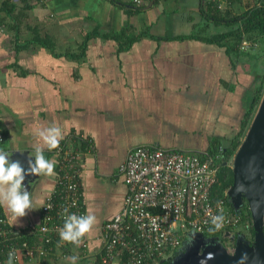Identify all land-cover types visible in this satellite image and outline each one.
I'll use <instances>...</instances> for the list:
<instances>
[{
  "label": "crops",
  "instance_id": "obj_1",
  "mask_svg": "<svg viewBox=\"0 0 264 264\" xmlns=\"http://www.w3.org/2000/svg\"><path fill=\"white\" fill-rule=\"evenodd\" d=\"M232 2L227 9L222 0H152L137 9L129 0H47L14 21L4 18L0 150L25 153L34 162L33 146L41 143L37 129L53 124L62 130L59 144L71 133L91 141L90 152L79 158V179L85 215H95L97 223L82 237L85 250L76 247L64 258L54 254L44 264H95L101 226L122 207L125 186L118 169L128 150L150 145L198 154L213 138L227 144L238 130L251 96L250 62L191 38L223 32V26L205 23L201 10L243 12ZM92 31L143 36L123 50L96 37L82 51ZM43 151L55 160L53 149ZM52 179L34 175L23 188L33 207L24 217L13 219L0 205L10 227L25 233L39 224Z\"/></svg>",
  "mask_w": 264,
  "mask_h": 264
},
{
  "label": "built area",
  "instance_id": "obj_2",
  "mask_svg": "<svg viewBox=\"0 0 264 264\" xmlns=\"http://www.w3.org/2000/svg\"><path fill=\"white\" fill-rule=\"evenodd\" d=\"M148 1L130 0L133 6L145 5ZM246 1L254 7L263 2L237 0L238 10L247 9ZM18 2L0 0V4ZM222 2L227 9L232 8V0ZM26 4L45 7L47 0H26ZM247 45L241 42L239 48ZM65 137V143L53 149L56 161L53 182L40 205L39 224L22 233L0 217V264H7L9 252L14 253L12 264H44L51 262L54 254L64 258L76 247L80 252L85 250L84 242L63 241L59 232L67 215H85L79 158L90 152L91 141L77 133ZM232 157H229L231 161L229 158L223 161L219 154L212 156L207 151L184 153L150 145L128 150L118 169L125 186L122 207L101 226L95 264H159L172 258L175 250L186 244L189 234L217 243L224 241L226 252L231 254L234 241L231 238L236 236L243 221L247 231L248 222L242 219L246 213L231 212L224 203H228L227 199L217 197L213 187L218 186L219 166L232 162ZM226 192L227 189L223 192L224 198ZM215 215L224 217L219 229L211 222ZM212 231L216 235L209 234Z\"/></svg>",
  "mask_w": 264,
  "mask_h": 264
},
{
  "label": "water",
  "instance_id": "obj_3",
  "mask_svg": "<svg viewBox=\"0 0 264 264\" xmlns=\"http://www.w3.org/2000/svg\"><path fill=\"white\" fill-rule=\"evenodd\" d=\"M9 153V161H19L25 171L29 160L33 162L25 153ZM33 176H25L23 188L27 187ZM226 197L233 212H237L238 206L245 202L252 224L251 242L231 238L234 239L233 250L228 254L212 239L204 241L202 236L193 234L183 252L175 255L168 264H264V89L233 154L231 184ZM198 247H201L200 253H197ZM208 253L214 254V259L207 260Z\"/></svg>",
  "mask_w": 264,
  "mask_h": 264
},
{
  "label": "trees",
  "instance_id": "obj_4",
  "mask_svg": "<svg viewBox=\"0 0 264 264\" xmlns=\"http://www.w3.org/2000/svg\"><path fill=\"white\" fill-rule=\"evenodd\" d=\"M152 0H149L150 2ZM234 1V0H233ZM237 1V0H235ZM259 6H252L250 4V1H246L247 9L244 12H241L238 15H229L227 13H212L211 7L207 9V6H205V10H201L202 19L205 21V23L210 22L214 27L215 26H223L224 29H226L223 32H217L213 34L208 35H198L197 37H191L195 38V40L201 41L206 44H215L217 46H223L226 48L227 52H231L236 55H243L244 57H247V59L250 58L249 49L253 50L256 48V46H260L261 55L264 56V0ZM147 2V3H148ZM129 5L132 6V3L129 0ZM23 4V5H22ZM209 6L212 5L211 2L208 3ZM144 5L141 6H135L137 9L142 8ZM214 7V5H212ZM32 6H29L26 4V0H19L18 3H2L0 4V13H2V16L0 17V25L4 24L2 23L4 21V18L9 19L11 21H14L18 18V16L23 15V11L31 10ZM22 12V13H21ZM143 36V34H138L137 36H129L125 33V31H121L118 34H96L95 31L89 32L84 36V39L82 43L80 44V49L83 51V49L86 46V43L90 39L94 38H101V39H111L115 41V43L118 46V49H125L128 48L131 43L134 41L140 39ZM124 38L123 42H120ZM241 42H246L248 45L247 48L241 49L240 44ZM238 48V49H237ZM263 49V50H262ZM261 56V57H262ZM76 57H81L80 55ZM253 57V55H251ZM259 59V58H258ZM256 61V59H254ZM247 62H249L247 60ZM251 70L253 72V84L250 88L251 96L249 101V107L245 111V114L243 116V119L240 121L238 130L235 132V134L229 139L226 143L227 144H220L218 138H213L211 140V144L209 145V148L207 149L208 154L214 156L218 155L221 157L222 160L225 161L230 156L233 155L236 148L238 147L240 143V138L242 137L244 130L247 128V125L249 123V120L252 116V113L254 112V109L259 101V98L262 94V91L264 89V62L261 61L259 64L255 62V64H250ZM220 148V149H219ZM219 151V152H218ZM225 166H219L218 173H217V181L218 186H214L213 190L215 191V195L221 199H224V201L227 199L226 197H223V192L230 186L231 184V175L225 174ZM228 176V177H227ZM225 203V206L231 211L232 207L229 205V203ZM248 214V215H247ZM2 215L0 214V217ZM242 219L249 221V213L247 212L245 216L242 217ZM215 231H212L211 235H216L214 233ZM208 234V235H209ZM27 241H32V238H26ZM169 260L163 261L159 264H168Z\"/></svg>",
  "mask_w": 264,
  "mask_h": 264
},
{
  "label": "clouds",
  "instance_id": "obj_5",
  "mask_svg": "<svg viewBox=\"0 0 264 264\" xmlns=\"http://www.w3.org/2000/svg\"><path fill=\"white\" fill-rule=\"evenodd\" d=\"M37 135L40 138L41 143L33 146L35 160L34 162L29 160L27 171L21 167L19 161H9L8 157L11 153L0 150V205L6 206L13 219L24 217L26 215V209L33 210L30 192L23 190L22 182L24 181L25 176L28 174L37 176L54 174L56 161L54 159H46L43 149L47 147V149L51 151L52 149L57 148L60 141L63 139L62 130L59 126L53 124L50 127L37 129ZM243 135L240 138L241 140ZM241 140L239 141L241 142ZM222 211L223 210L221 209V212ZM223 219V215H215L211 217V222L217 229H219L222 227ZM96 223L97 219L95 215L91 213L80 216H77L76 214L67 215L64 226L60 230L59 235L63 241L80 244L82 242V237L86 233H89ZM251 239L252 235L250 232L245 231L244 240L249 241L250 243ZM223 249L225 250V248ZM13 256L14 253L9 252L7 264H12ZM73 258L78 259L77 256H74ZM172 258H170L169 261ZM206 259H214V254L208 253Z\"/></svg>",
  "mask_w": 264,
  "mask_h": 264
},
{
  "label": "rangeland",
  "instance_id": "obj_6",
  "mask_svg": "<svg viewBox=\"0 0 264 264\" xmlns=\"http://www.w3.org/2000/svg\"><path fill=\"white\" fill-rule=\"evenodd\" d=\"M208 28H211L210 26L208 27ZM215 30V29H214ZM220 30H223V31H225L226 29H224V28H221ZM245 48H247V47H245ZM245 48H243V49H245ZM261 47L260 46H256V48H254L253 50H251V49H249L248 51H249V53H250V58L249 59H247V57H244L245 59H246V61L248 60L249 62H250V64L253 62V61H255L254 59H256V62H259V61H261L262 63L264 62V56H262L261 55V52H260V49ZM262 48H264V47H262ZM263 50V49H262ZM264 53V52H263ZM251 55H253V57H251ZM262 56V57H261ZM259 58V59H258ZM259 64V63H258ZM254 111H255V109H254ZM254 113V112H253ZM253 115V114H252ZM241 140V139H240ZM230 159V161H231V158H229ZM230 163L231 162H227V164H226V166H225V174H227V175H229V173L231 174V165H230ZM230 177H231V175H229ZM228 177V176H227ZM244 202V201H243ZM237 212L239 213V214H244V213H247L248 211H247V208H246V204H245V202L244 203H242V204H240L239 206H238V209H237ZM248 215V214H247ZM239 229V231L235 234L236 236H235V238L236 239H242V240H244L245 239V231H246V229L244 228V221L239 225V227H238ZM246 228H247V231H249L250 232V234L252 235L253 233H252V224H251V221L249 220L248 221V226H246ZM193 234H189V236H192ZM204 239V241H207L208 239L207 238H203ZM187 242H189L188 240H187ZM189 244V243H188ZM216 244L217 245H219L220 247H222V248H224L225 247V244H224V241H221V243L219 244V243H217L216 242ZM187 245V244H186ZM186 245L185 244H183L179 249H177V250H175V252H174V256L175 255H178V254H180V253H182L183 252V250H184V248L186 247ZM197 253H200L201 252V247H198L197 249ZM174 256H173V259H174ZM78 264H81V263H78Z\"/></svg>",
  "mask_w": 264,
  "mask_h": 264
},
{
  "label": "flooded vegetation",
  "instance_id": "obj_7",
  "mask_svg": "<svg viewBox=\"0 0 264 264\" xmlns=\"http://www.w3.org/2000/svg\"><path fill=\"white\" fill-rule=\"evenodd\" d=\"M222 167H224V166H222ZM244 203V202H243Z\"/></svg>",
  "mask_w": 264,
  "mask_h": 264
}]
</instances>
